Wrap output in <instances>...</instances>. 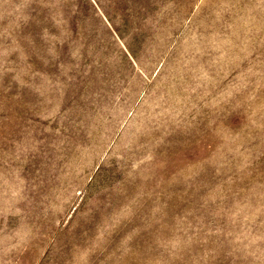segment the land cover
Masks as SVG:
<instances>
[{
    "label": "rangeland",
    "instance_id": "rangeland-1",
    "mask_svg": "<svg viewBox=\"0 0 264 264\" xmlns=\"http://www.w3.org/2000/svg\"><path fill=\"white\" fill-rule=\"evenodd\" d=\"M0 264H264V0H0Z\"/></svg>",
    "mask_w": 264,
    "mask_h": 264
}]
</instances>
